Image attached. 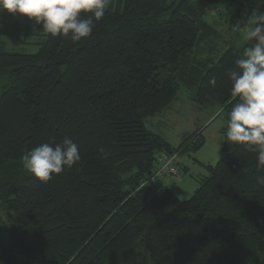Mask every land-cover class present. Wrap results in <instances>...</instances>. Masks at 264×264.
I'll return each instance as SVG.
<instances>
[{"label":"trees","instance_id":"obj_1","mask_svg":"<svg viewBox=\"0 0 264 264\" xmlns=\"http://www.w3.org/2000/svg\"><path fill=\"white\" fill-rule=\"evenodd\" d=\"M223 3L235 20L264 13V0H109L78 42L47 33L28 53L0 32V264H264V169L226 140L229 74L251 42L218 54L221 16L207 17ZM182 87L226 112L220 159L188 200L149 181L161 153L206 143L203 127L175 146L146 124ZM64 137L79 162L47 183L26 173L25 154Z\"/></svg>","mask_w":264,"mask_h":264},{"label":"clouds","instance_id":"obj_2","mask_svg":"<svg viewBox=\"0 0 264 264\" xmlns=\"http://www.w3.org/2000/svg\"><path fill=\"white\" fill-rule=\"evenodd\" d=\"M108 6L109 0H0V13L19 15L41 25L52 37L78 42L91 35L94 21L105 16ZM241 31L243 40L251 44L229 74L231 96L237 102L228 114L226 140L256 153L257 167L264 169V13L248 19ZM79 160L78 146L70 137L41 143L22 157L26 173L41 183ZM257 182L264 184V175Z\"/></svg>","mask_w":264,"mask_h":264},{"label":"rangeland","instance_id":"obj_3","mask_svg":"<svg viewBox=\"0 0 264 264\" xmlns=\"http://www.w3.org/2000/svg\"><path fill=\"white\" fill-rule=\"evenodd\" d=\"M222 6L225 7L222 12H216L217 7H214L211 17H207L209 20L213 17L219 19L221 16V19L214 21L219 31V36L214 39L218 54L230 46L240 47L246 42L241 31V27L247 22L246 19H233L230 14L234 8H230L228 3H223ZM260 13L262 12L253 14L249 19ZM36 26L39 27L35 30ZM0 32L2 39L7 42L8 50L28 53L35 52L38 43L47 35L41 25L6 11L0 13ZM146 124L175 146L181 143L186 133H192L199 127L204 128L205 145L197 151L179 157L178 163L182 161V167L176 165L177 172L174 175L163 176L166 185L179 198L190 199L200 186V179L209 175L208 165H215L220 159L221 131L226 125V112L220 105H200L190 98L189 90L182 87L170 109L147 119ZM1 218L0 235H4L9 226V216L2 213Z\"/></svg>","mask_w":264,"mask_h":264},{"label":"built area","instance_id":"obj_4","mask_svg":"<svg viewBox=\"0 0 264 264\" xmlns=\"http://www.w3.org/2000/svg\"><path fill=\"white\" fill-rule=\"evenodd\" d=\"M178 161V154L168 155L166 153H161L158 156V164L156 166L154 174L149 181L156 182L159 178L165 175H174L177 172L176 165Z\"/></svg>","mask_w":264,"mask_h":264}]
</instances>
